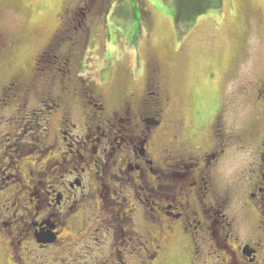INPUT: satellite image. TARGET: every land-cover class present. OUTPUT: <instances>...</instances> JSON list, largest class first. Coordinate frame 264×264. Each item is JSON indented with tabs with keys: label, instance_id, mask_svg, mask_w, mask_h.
<instances>
[{
	"label": "rangeland",
	"instance_id": "374dc122",
	"mask_svg": "<svg viewBox=\"0 0 264 264\" xmlns=\"http://www.w3.org/2000/svg\"><path fill=\"white\" fill-rule=\"evenodd\" d=\"M80 1L0 0V32L8 43L4 42L6 52L0 60V137L26 146V151L21 153L24 165L20 172L34 166L38 158L34 149L45 151L46 133L38 141L32 135L50 120L48 107L42 105L44 99H49L47 95L60 98L66 92L65 99L74 104L79 98L72 90L83 83L81 88L91 89L95 94L106 93L113 107L129 98L131 88L133 99L146 91L154 80L152 67L146 73H141V68L150 67L151 63L165 76L162 98L169 99L165 120L167 138L178 137L176 149L185 147L190 152L186 157L192 158H185L184 163H194L193 175L187 181L197 177L196 171L201 168L196 156L210 149L223 150L215 165V185L218 194L231 198L226 212L233 220L232 233L238 237L234 238L239 244L264 241V176L261 175L264 98L258 97L264 87V0H221L219 7L208 10L189 28L175 20L177 0H115L114 4L111 0H90L86 6H79ZM75 5L77 14L73 15L72 24L65 20L69 12L62 15L61 12L65 6ZM64 24L67 25L58 36V41L63 42L59 55L57 58L49 55L45 61L48 63L40 66L46 73L34 82L36 95L23 94L25 104L21 94L14 101H11L12 93L5 97L1 89L12 79L32 78L34 59ZM66 61H69L67 65ZM52 83H58L64 92L53 90L50 95L45 85ZM225 103L222 117L220 110ZM216 109L218 118L212 117ZM60 117L61 109L52 118L53 136L61 126ZM75 122L83 128L84 122ZM229 132L233 137L236 133L238 139L231 140ZM169 153L174 159V154ZM162 162L159 155L156 164ZM12 174L3 172L7 177ZM26 174L23 177L28 184ZM136 184L140 187L143 182ZM257 186L263 190L250 201L248 194ZM10 187V182L0 181V200ZM242 206L253 210L250 220L249 211L245 213ZM141 207L136 219L142 225L145 206L141 204ZM171 248L170 260L182 257L183 251ZM6 249L0 239V264H8L2 259ZM136 251L139 258H135ZM145 252L133 248V264H145ZM46 257L50 263L55 261L49 255ZM219 259L220 252L214 249L206 261L219 264L222 258ZM238 263L248 264L240 257Z\"/></svg>",
	"mask_w": 264,
	"mask_h": 264
},
{
	"label": "flooded vegetation",
	"instance_id": "af4514ba",
	"mask_svg": "<svg viewBox=\"0 0 264 264\" xmlns=\"http://www.w3.org/2000/svg\"><path fill=\"white\" fill-rule=\"evenodd\" d=\"M89 1L81 0L77 5L86 6ZM77 5L65 6L61 12H69L65 20L72 24ZM67 24L34 59L32 78L12 79L1 89L5 97L12 93L14 101L21 94L25 104L23 94L36 95L34 82L46 73L40 66L48 63L49 55H59L63 42L58 36ZM0 39L4 40H0L1 60L6 52L4 42L8 43L1 32ZM149 66L141 68V73H146L152 67L154 80L146 91L133 99L131 88L129 98L113 107L106 93L81 88L83 83L72 90L79 98L74 104L65 99L66 92L58 83L45 85L50 95L53 90L64 93L60 98L47 95L49 99L43 100L50 120L40 125L32 139L38 141L46 133L43 139L50 144L44 143L45 151L33 150L38 158L23 172L21 153L26 146L0 137V181L12 184L0 200V239L7 248L2 259L8 264H133L136 247L141 253L146 251L145 264H186L187 260L189 264H212L206 259L214 249L220 252L219 264H240L239 257L248 264H264L263 239L239 244L232 233L233 220L226 212L231 198L218 194L215 185V165L223 150L210 149L196 156L201 168L196 171L197 177L187 181L193 175L194 163H184L185 158H192L186 157L190 152L185 147L176 149L178 137L167 138L169 99L162 98L165 76L156 65ZM258 97L264 98V87ZM226 103L220 110L222 117ZM60 109L61 126L53 136L52 118ZM217 112L212 117L218 118ZM73 120L84 122L83 128ZM228 137L238 139L236 133L233 137L229 132ZM159 155L163 162L157 165ZM9 171L14 174L3 176ZM262 171L264 176V165ZM136 181H142V186L138 187ZM254 189L248 194L250 201L263 190L258 186ZM141 204L145 206L142 225L136 219ZM247 206L242 209L249 211L250 220L253 210ZM140 229L143 233L138 232ZM172 246L184 252L181 258L169 259ZM46 255L55 261L50 263Z\"/></svg>",
	"mask_w": 264,
	"mask_h": 264
},
{
	"label": "trees",
	"instance_id": "16d2710c",
	"mask_svg": "<svg viewBox=\"0 0 264 264\" xmlns=\"http://www.w3.org/2000/svg\"><path fill=\"white\" fill-rule=\"evenodd\" d=\"M177 3L175 20L189 28L197 18L208 10L219 7L221 0H177ZM262 143L264 144V136H262Z\"/></svg>",
	"mask_w": 264,
	"mask_h": 264
}]
</instances>
